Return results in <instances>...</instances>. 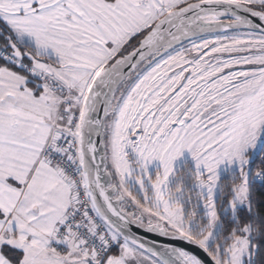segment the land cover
<instances>
[{
  "label": "snow or ice",
  "instance_id": "obj_1",
  "mask_svg": "<svg viewBox=\"0 0 264 264\" xmlns=\"http://www.w3.org/2000/svg\"><path fill=\"white\" fill-rule=\"evenodd\" d=\"M0 264H264V0H0Z\"/></svg>",
  "mask_w": 264,
  "mask_h": 264
}]
</instances>
